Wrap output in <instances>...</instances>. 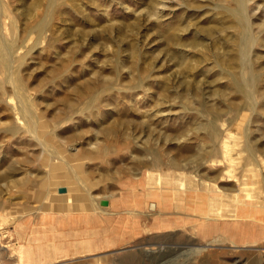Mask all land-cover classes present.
Here are the masks:
<instances>
[{"label": "rangeland", "instance_id": "obj_1", "mask_svg": "<svg viewBox=\"0 0 264 264\" xmlns=\"http://www.w3.org/2000/svg\"><path fill=\"white\" fill-rule=\"evenodd\" d=\"M263 231L264 0H0V264H264Z\"/></svg>", "mask_w": 264, "mask_h": 264}, {"label": "bare ground", "instance_id": "obj_2", "mask_svg": "<svg viewBox=\"0 0 264 264\" xmlns=\"http://www.w3.org/2000/svg\"><path fill=\"white\" fill-rule=\"evenodd\" d=\"M162 226H164V227H167V226H173L172 224H164V225H162ZM256 228H255V230L256 231H259L260 230V226H255ZM262 230H260V232H261ZM164 236V235H163ZM163 238V237H162ZM161 237H160V239H162ZM164 239V238H163ZM261 239H262V241H264V231H263V234H261ZM158 242V241H157ZM156 241L155 242H151V243H148V245H150V248H149V250L151 249L152 251L153 250H155L156 248H158L159 246H160V244L159 243H157ZM159 249V248H158ZM163 249V248H162ZM199 249H201V250H204L205 248H199ZM159 253V252H158Z\"/></svg>", "mask_w": 264, "mask_h": 264}, {"label": "water", "instance_id": "obj_3", "mask_svg": "<svg viewBox=\"0 0 264 264\" xmlns=\"http://www.w3.org/2000/svg\"><path fill=\"white\" fill-rule=\"evenodd\" d=\"M58 191H59V192H65V191H66V188H65V187H59V188H58Z\"/></svg>", "mask_w": 264, "mask_h": 264}]
</instances>
